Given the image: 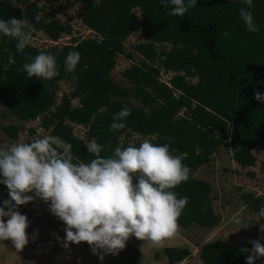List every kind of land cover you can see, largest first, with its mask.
Here are the masks:
<instances>
[{
  "label": "trees",
  "instance_id": "1",
  "mask_svg": "<svg viewBox=\"0 0 264 264\" xmlns=\"http://www.w3.org/2000/svg\"><path fill=\"white\" fill-rule=\"evenodd\" d=\"M63 1L70 7L82 6L80 20L97 38L72 37L69 44L45 49L30 44L21 54L14 39L0 34L2 116L12 115L23 123L43 116L42 129L72 145L75 163L95 158L75 135V126L87 128L88 137L103 147L100 156L105 158L121 147L123 138L135 135L169 145L190 169L189 179L174 189L178 198H188L180 227L216 228L221 216L213 207L212 186L193 175L209 165L221 147L233 148V159L243 169L257 165L256 149L264 151V103L254 98L256 92L264 94V0H253L249 9L259 27L255 33L239 16L246 7L243 0H197L184 17L170 15L172 6L164 7L161 0H0V20L26 17L35 25L33 35L44 33L59 43L64 35L73 36L72 27L49 19L47 13L41 18V13ZM138 32L145 41L133 46L127 57L132 60L138 54L143 59L124 70L126 84L121 85L112 72L117 57L126 54V41ZM42 51L56 57L59 74L51 80L29 78L23 71V65ZM73 51L81 60L75 71L66 72L64 62ZM10 55L16 63L5 70ZM162 72L172 74L168 82L162 80ZM66 80L73 81L75 89L57 105L58 82ZM75 100L78 104L73 106ZM125 108L131 113L125 118L126 127L110 130L113 115ZM3 130L18 140L23 127L9 125ZM9 198L6 186L0 184V200ZM242 199L256 214L264 206V196L247 192ZM259 225L264 226V217ZM131 245L132 238L124 250ZM251 247L249 242H211L200 258L203 264H246L245 248ZM164 254L169 264L191 256L189 249L177 247L166 248ZM255 264H264V258Z\"/></svg>",
  "mask_w": 264,
  "mask_h": 264
},
{
  "label": "clouds",
  "instance_id": "2",
  "mask_svg": "<svg viewBox=\"0 0 264 264\" xmlns=\"http://www.w3.org/2000/svg\"><path fill=\"white\" fill-rule=\"evenodd\" d=\"M161 3L164 7L172 6L170 15L184 17L196 7L197 0ZM243 3L246 7L239 11L241 20L249 32H258L249 11L253 0ZM34 18L40 21L39 16ZM34 27L26 17L0 20V34L14 39L21 54L32 42ZM80 60L79 52H69L64 62L66 72L75 71ZM15 63L10 55L4 69ZM23 71L29 78L42 81L59 74L55 55L43 51L25 63ZM254 98L264 103V94L256 92ZM130 114L127 108L115 113L110 130L125 128V118ZM85 143L88 153L95 156L89 163L73 162L72 145L58 136L0 146V184L6 186L10 197L0 206V241H11L17 252L25 249L30 222L18 209L36 199L47 204L49 211L65 225V249L70 244L87 243L100 261L106 254L118 255L132 237L154 248L163 247L175 237L180 229L179 218L188 204L187 197L178 198L174 191L190 175L182 157L173 155L169 145H157L147 139L139 147L118 146L106 158L100 156L103 147L95 138ZM258 214L264 217V206ZM238 217L239 214L232 218L236 224L242 223ZM261 239L264 237L249 241L252 247L245 248L246 264L264 258Z\"/></svg>",
  "mask_w": 264,
  "mask_h": 264
},
{
  "label": "rangeland",
  "instance_id": "3",
  "mask_svg": "<svg viewBox=\"0 0 264 264\" xmlns=\"http://www.w3.org/2000/svg\"><path fill=\"white\" fill-rule=\"evenodd\" d=\"M81 12L80 4L70 7L66 5V1H63L49 6L45 12L41 13V18H46L47 13L49 19L52 16L60 20L62 24L72 27L73 36L64 35L59 46L71 43L72 37L80 40L97 38L96 33L80 20ZM144 41L145 38L140 32L130 36L126 41V54L117 57V66L112 72V78L119 84H126L122 76L124 70L129 68L132 62L139 63L143 59L135 54L134 59L131 60L127 54L133 53V46ZM31 45L41 49L53 47L44 33L33 35ZM171 76L172 74L162 72L161 78L168 82ZM74 89L73 81L58 82L57 105L60 104L63 95L69 94ZM77 104V100L73 101V106ZM4 111L5 105L0 100V146L28 142L30 138L34 140L50 136L49 132L41 127L43 116L35 121L23 123L12 115L3 117ZM9 125L23 127L18 140H13L5 134L3 128ZM31 131L34 133L32 134ZM74 133L84 142L91 141L87 135V128L83 126H75ZM145 139L150 142L153 140L152 137L135 135L131 138H123L121 147H125L126 143L127 146L139 147ZM233 151L231 147H221L214 154L212 162L193 175L195 178L209 182L212 186L213 207L221 216V222L216 228H202L197 225L189 229L180 227L178 234L168 239L160 248H154L150 243L132 237V245L128 250H122L115 256L106 254L105 259L100 261L97 255L92 254L87 243L70 244L67 249L63 247L66 236L65 225L49 211V206L39 199L33 206L27 204L18 209L30 222L27 229L29 244L22 252H17L11 241H0V264H169L164 250L174 247L189 249L191 252L189 258L177 264H203L200 253L207 243L224 241L229 244H240L260 239L264 237V231L261 230L264 226L259 225L260 216L246 207L242 195L251 192L259 197L264 196V151L261 149L254 151L258 159L257 165L248 169L241 168L234 161ZM2 202L0 200V206H3ZM237 214L242 220L240 224L232 220ZM34 233H38L35 238H33ZM260 242L264 244V239Z\"/></svg>",
  "mask_w": 264,
  "mask_h": 264
},
{
  "label": "built area",
  "instance_id": "4",
  "mask_svg": "<svg viewBox=\"0 0 264 264\" xmlns=\"http://www.w3.org/2000/svg\"><path fill=\"white\" fill-rule=\"evenodd\" d=\"M51 43H52V42H51ZM52 44L57 45V44H59V43L54 42V43H52Z\"/></svg>",
  "mask_w": 264,
  "mask_h": 264
}]
</instances>
